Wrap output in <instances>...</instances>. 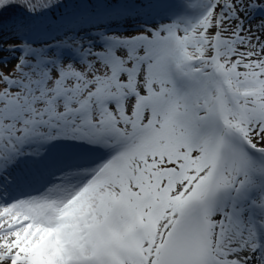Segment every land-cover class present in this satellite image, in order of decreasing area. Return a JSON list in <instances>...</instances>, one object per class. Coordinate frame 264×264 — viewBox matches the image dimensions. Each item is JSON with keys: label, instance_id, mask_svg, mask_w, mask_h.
I'll return each mask as SVG.
<instances>
[{"label": "snow or ice", "instance_id": "snow-or-ice-1", "mask_svg": "<svg viewBox=\"0 0 264 264\" xmlns=\"http://www.w3.org/2000/svg\"><path fill=\"white\" fill-rule=\"evenodd\" d=\"M0 264H264V0H0Z\"/></svg>", "mask_w": 264, "mask_h": 264}]
</instances>
